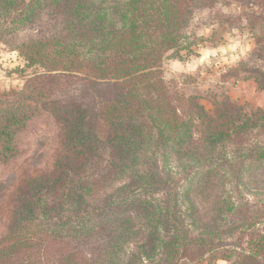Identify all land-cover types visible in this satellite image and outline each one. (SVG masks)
I'll list each match as a JSON object with an SVG mask.
<instances>
[{
    "label": "trees",
    "instance_id": "obj_1",
    "mask_svg": "<svg viewBox=\"0 0 264 264\" xmlns=\"http://www.w3.org/2000/svg\"><path fill=\"white\" fill-rule=\"evenodd\" d=\"M214 1L0 0V40L44 68L29 92L47 90L55 101L66 150L19 189L0 264H144L127 254L134 246L146 258L161 247L174 264L189 243L177 220L181 200L208 201L225 179L264 177V113L243 112L227 97L210 111L162 75L165 53L183 48L191 19ZM254 79L263 89L264 78ZM0 111V142L10 143L30 113ZM140 216L152 229L159 221L172 228L168 240L152 231L136 245ZM232 264H264V236Z\"/></svg>",
    "mask_w": 264,
    "mask_h": 264
},
{
    "label": "rangeland",
    "instance_id": "obj_2",
    "mask_svg": "<svg viewBox=\"0 0 264 264\" xmlns=\"http://www.w3.org/2000/svg\"><path fill=\"white\" fill-rule=\"evenodd\" d=\"M263 6L264 0H215L196 12L183 48L164 55V80L184 96L197 97L210 111L214 99L227 97L243 112L264 113V88H258L254 79L264 78ZM44 71L38 64H27L17 49L0 40V109L10 106L16 114L30 113L22 129L13 132L10 143L0 142V239L12 226L19 189L51 172L66 152L63 114L54 107L55 101H50L47 90L45 96L36 98L29 92L33 76ZM2 114L0 111V118ZM212 192L208 201L201 200L199 194L191 201L181 200L177 220L188 228L185 239L189 243L173 254L174 264H232L241 249L247 251L264 236L263 176L260 180L225 179L224 186ZM160 195L154 193L159 199ZM232 202L235 209H219ZM191 203L193 210L187 209ZM145 218L136 219L144 225L136 245L147 242L152 231L151 237L157 236L160 243L168 240L166 234L172 233V228L159 221L152 229ZM161 252L159 247L157 258H146V253L140 254L134 246L127 254L135 253L134 258L144 264H169ZM80 254L88 257L84 250Z\"/></svg>",
    "mask_w": 264,
    "mask_h": 264
}]
</instances>
